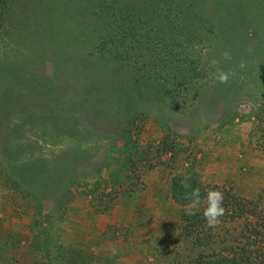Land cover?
<instances>
[{
  "label": "rangeland",
  "instance_id": "rangeland-1",
  "mask_svg": "<svg viewBox=\"0 0 264 264\" xmlns=\"http://www.w3.org/2000/svg\"><path fill=\"white\" fill-rule=\"evenodd\" d=\"M240 1L247 10H264V0ZM237 3L11 0L7 20L0 21V63L13 74L26 58L28 88L4 85L18 111L2 105L0 141L11 128L30 136L9 149L11 169L27 152L45 157L37 167L23 165L26 174L42 172L41 180L50 163L60 165L57 184L48 189L64 195L46 203L55 221H43L47 227L34 238L40 246L47 238L62 244H54L50 264H62L69 246L80 248L73 251L76 262L66 264H153L166 247L174 260L179 247L189 256L190 246L184 249L178 237L182 206L171 197L170 179L179 172L257 196L264 184V151L256 146L261 126H255L257 107L264 109V18L244 49L243 34L250 31H243ZM110 45L117 54L102 53ZM224 51L231 60L223 59ZM213 58L220 61L214 71ZM218 69L233 73L227 84L214 79ZM3 179L0 258L13 245L9 252L31 262L25 245L35 229L15 217L16 186Z\"/></svg>",
  "mask_w": 264,
  "mask_h": 264
},
{
  "label": "trees",
  "instance_id": "trees-1",
  "mask_svg": "<svg viewBox=\"0 0 264 264\" xmlns=\"http://www.w3.org/2000/svg\"><path fill=\"white\" fill-rule=\"evenodd\" d=\"M7 1L8 0H0V21L2 23L4 20H7L8 16L5 15L10 9V5L12 6L11 0H9V3ZM47 2H49V0H47ZM236 5L237 18L240 19L242 17V23L243 21L246 22V26L243 31H250L249 34L247 33L248 35H246V33L243 34V38L246 37L243 40L245 49V46L252 44L253 40H255L257 37L251 31H260V27L256 26V21L258 19L261 20V18H264V10L260 11L259 7L254 6V10H251L250 8L247 10V5H245L240 0H238ZM29 6H31L30 3H24L23 9L26 10ZM238 13H241V17ZM105 17V15H101V22L108 24L109 19L107 18L106 20ZM115 22L116 21L113 20L112 24ZM242 23L239 24L237 20V25H241ZM233 26L236 28L235 23H233ZM182 32L184 31H181V33ZM251 50H253V48H251ZM102 53L112 55L113 53L117 54V51L112 49L110 45L107 48V51H103ZM26 60V58L22 60L23 64L20 63L19 70H16L13 74H11L6 67L1 66L0 63V73L4 72L3 75L0 74V112L2 111V105L5 103L11 106L12 109L10 110V113L18 111V105L13 100L15 98V94L11 97H7L6 95L9 92L7 88L4 87V85H13L15 87L19 86L17 91L21 90L23 92L27 90L28 86H24L23 83L24 81L28 80V77H25V75H28V73L24 68V62H26ZM123 61L126 60L123 59ZM193 70H195V67ZM197 70L198 71L196 74L202 75V70L199 68H197ZM211 70L214 71V68ZM9 76H12V81H8L6 79ZM203 85L205 84L202 83V85L196 86L197 88H200ZM255 103H257L256 99H254V104ZM28 108V106L24 108L26 110L22 113L27 114ZM258 109L259 112L255 116V126H261V134L259 139H257L258 143L256 146L264 151V109L257 107V110ZM2 131V127L0 126V140L3 138V135H1ZM27 133L28 132L26 130H22V133L14 132V129L11 128V131H9V138L6 141H0V178H4L3 180L9 181V184L16 186L15 196L17 197V202H19L17 203V206L19 204L20 208L19 211H15V217L17 220L21 221L22 224L29 223V225L31 224L32 228L35 229L34 233L30 232V234L27 235L30 241L25 245L27 248H29L28 252L31 254L32 261L29 262L27 260L21 259L20 257H16L15 254L9 252V249L13 245H5V247L2 249L4 254L0 258V264H50V261L48 260L50 257L49 253L52 249L53 252H55L54 244L55 246L57 244V242L53 243L52 238H47L44 245L40 246L38 241H36L34 238H37L38 235L36 232L39 228L44 229L47 227L46 223H43V221L48 222L49 219L50 223H54L55 221L52 220L50 213L53 205H51V208L49 207V211V209H46V203L51 202L52 204H56L60 200L59 196L64 195L60 194V192H53L51 189H48V186L51 187V185L57 184L56 178L58 175L56 170L60 168V165L55 167V163H50V172H48V175L45 177V179L41 180L40 175L42 172L35 171L37 173L30 172L26 174L23 170V165L29 164L37 167L39 164L38 160L45 161V157H38L37 159L31 158L28 157L30 154L27 152L26 156H23L18 161L16 170L11 169L10 162L6 157L9 153V149L10 152H12L13 148L23 145V143L18 141L19 139L27 140L30 138ZM27 148H29L28 145ZM38 169L41 170V168ZM31 171H33V169ZM45 171H48V169L46 168ZM185 175L187 174L179 172L170 179V182L171 185H173L171 197L175 202L182 206L179 213L181 219L178 225L179 242L181 244L185 243L187 245L183 247L184 249H188V246H190L188 249L190 255L184 257L182 254L183 249L181 248L180 250L179 247L176 249V252H174V254L177 256V260H174V257L171 255V250L173 249H167L166 247V249L162 248L160 251V256H158V260L153 264H264V184L262 185L256 197L248 198L235 194L230 189L218 184H213L212 186L204 185L199 177L195 174L187 175L190 177L188 183L191 185V188L198 187L200 189L202 200L200 207L193 210L195 211V214L188 215L187 209H184L189 203V201L185 199V193L190 192L191 188L185 189L181 186V179ZM126 180L127 178L124 180L125 183ZM29 182H35L33 184V188H29ZM49 183L50 185H48ZM65 187V189L62 190V193L67 191V186ZM209 190H219L223 192L224 195L223 207L225 208V215L220 218L221 222L214 228L208 227L203 217V209L206 207V203L203 201L205 200ZM57 193L58 195H56ZM110 206L111 205H109V207ZM59 221L60 220H57L56 222ZM5 231L7 232L8 229L5 228ZM23 245L24 243L20 244V246ZM57 245L58 248L62 246L60 243ZM75 248L79 249L80 247L69 246L68 248V254L71 256L74 255L73 257L62 254V257L59 258L62 264L69 263L70 261L76 262V257L78 254L74 253L73 251L75 250L78 252V250ZM41 252L45 254V259L43 262L39 260V256L42 258ZM52 258L55 259L54 256H52ZM144 262L147 264L148 260H144Z\"/></svg>",
  "mask_w": 264,
  "mask_h": 264
},
{
  "label": "clouds",
  "instance_id": "clouds-1",
  "mask_svg": "<svg viewBox=\"0 0 264 264\" xmlns=\"http://www.w3.org/2000/svg\"><path fill=\"white\" fill-rule=\"evenodd\" d=\"M222 57L224 60H231V53L228 51H224L222 53ZM220 61L213 58L210 61V67L217 68ZM243 67V64H241ZM233 73L231 71H224L222 69H218L214 73V79L221 84H227L231 78ZM190 177L185 175L181 179V186L185 189L191 188V185L188 183ZM185 199L189 201L188 205H186L187 214L194 215L195 209H198L202 203L201 200V192L198 187L191 188L190 192L185 193ZM224 195L223 192L219 190H209L207 192L206 198L203 201L206 203V207L203 209V217L207 223V226L210 228H214L219 225L220 218L225 215V208L223 207Z\"/></svg>",
  "mask_w": 264,
  "mask_h": 264
}]
</instances>
